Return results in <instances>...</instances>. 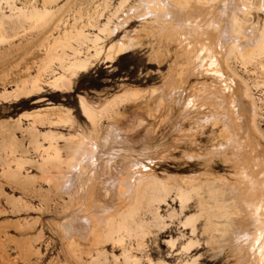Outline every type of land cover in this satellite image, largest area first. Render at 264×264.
Listing matches in <instances>:
<instances>
[{
    "label": "bare ground",
    "instance_id": "6f19581e",
    "mask_svg": "<svg viewBox=\"0 0 264 264\" xmlns=\"http://www.w3.org/2000/svg\"><path fill=\"white\" fill-rule=\"evenodd\" d=\"M58 1L26 0L17 6L14 0H0V44L19 36L26 26L46 28L60 10ZM108 4L104 1L101 9L94 5L81 26L64 27L56 36L49 30L36 74L12 91L3 90L0 99L17 102L45 88L67 93L96 62H112L142 49L152 64L169 61L163 84L150 91L159 92L155 113L163 111L172 121L171 146L197 144L196 137L206 128L211 146L203 154L183 152L188 166L200 165L202 172L168 174L170 178L163 179L154 165L173 155L157 153L166 146L155 139L156 130L145 117L132 116L122 124L108 121L99 133L97 117L117 115L112 107L118 97L96 102L80 95L79 108L91 127L68 136L45 131L41 136L46 145L39 143L43 163L56 164L60 175L57 179L53 174L58 181H47H54L56 196L65 198L54 225L66 255L78 264H106V249L111 246L114 264H169L155 262L153 253L145 252L144 240L152 237V227L161 232L168 226L156 210L173 193L182 210H189V201L197 199L196 214L181 222L183 230L189 231L183 251L189 253L199 245L201 232L216 258L226 254L232 264H264V138L255 124L251 88L235 69L236 64L246 70L263 61L264 0H120L100 23ZM119 32L122 35L116 38ZM137 92L123 90L120 98H132ZM66 113L74 124L70 110ZM56 114L20 116L31 118L30 128L36 131L37 125L68 122ZM21 159L15 161L16 169L22 166ZM218 166L224 173L215 172ZM150 213L155 222L148 221ZM126 239L130 245L135 243L130 249L125 248ZM175 241H167L171 250ZM116 248L121 250L119 255L114 253ZM133 249L140 257L131 254ZM198 259L184 264H196Z\"/></svg>",
    "mask_w": 264,
    "mask_h": 264
},
{
    "label": "rangeland",
    "instance_id": "374dc122",
    "mask_svg": "<svg viewBox=\"0 0 264 264\" xmlns=\"http://www.w3.org/2000/svg\"><path fill=\"white\" fill-rule=\"evenodd\" d=\"M25 1L14 0V3L17 6H22ZM104 1L107 0H73V2L70 0L71 3L68 0H59L56 8H60L61 11L58 10L59 13L55 11L53 22L51 20L46 28L41 27L38 30L35 27L26 26V30L20 33L19 36L8 38L7 42L1 43L0 93L3 90L12 91L17 85H22L27 77L36 74L37 65L44 56L42 55L44 54L43 45L46 43V37L51 31L53 36H56L58 31L64 27L69 28L73 24L81 26L86 22L87 16L93 12L95 6L99 5V9L104 6ZM119 1L108 0L110 9L108 7V10H104L103 16L101 19L99 18L100 23L105 22V15L107 17L110 14L109 10L111 11L114 6L116 7ZM4 4L1 3L4 11L8 12V8ZM58 18L60 19L58 20ZM79 18H82L81 21H79ZM58 21L63 22V24L60 23L59 29H54ZM41 30L51 31L46 32V34ZM90 30L96 33L95 29ZM121 35V32L117 33L116 38ZM43 40L44 43L41 42ZM147 54L148 52L145 50L136 49L114 58L112 62L98 61L87 72L77 77L72 90L67 93L45 88L43 93L17 102L0 99V264H78L76 260L66 255L65 245L61 242L56 225H54L58 221V213L65 203V198L61 199L56 196L54 181H47L50 178L56 179L58 177L57 179H59L60 175H58L59 171L56 164L48 163L46 165V163H43V148L39 146V143L46 145L41 136L45 131L46 133L51 131L68 136L70 134L76 135L81 127H91L89 120L79 108L80 95L96 102L104 101L106 98L111 100L118 97L120 99L117 98L112 107L117 115L109 116V113H101L97 117V121H99L97 130L99 133L102 132L108 121L122 124L131 119L132 116H134L132 119H135L137 115L138 117H145L150 123V128L152 125V128L156 130L155 139L166 146L165 148L162 147L161 150H157V153L169 151L172 153L171 156L173 155L170 159L157 162L154 165L156 173L161 178L169 179L177 174L185 176L194 173V171L195 173L203 171L200 165L195 168L194 166L189 167V163L183 157V152L205 153V149L211 146L210 129L206 128L201 135L196 137L195 143L197 144L171 146L174 136L173 132L171 134L172 130H170L172 121L166 117L163 111L155 113V111H158L156 110V103L159 92L156 91L151 94L152 89L163 84L169 61L158 66L148 62ZM262 60V64L250 65L246 70H243L237 64L235 69L237 74L251 88L256 105L255 124L264 138V58ZM34 62L35 65H33ZM26 67L29 70H26ZM126 89L138 90L140 94L137 92L134 97L125 98L126 101L122 102L124 98L121 99L120 97L123 95V90ZM142 89L144 92H141ZM67 110H70L74 124L67 120L69 118L66 113ZM38 112L50 113L52 116L60 113L56 116L60 118L64 115L65 118L62 116L61 119L68 122L51 126L37 125L35 131L30 128L31 118L21 117L20 115ZM32 134L38 135V139ZM36 139L38 140L37 144ZM198 139L201 141L199 142ZM59 144H62V142H59ZM136 148L139 149V146ZM17 159L23 160L20 169L15 167ZM214 169L215 172L220 173L224 170L221 166ZM168 174H170V177ZM57 179L56 181H58ZM188 205L190 206L189 210H182L178 198L173 193L166 199L165 204L161 205L156 211L163 216L168 226L162 229L161 232L154 227L151 228L153 231L152 237L144 240L145 252L149 255L152 252L151 258L155 262L162 260L169 264H184L196 256H199L196 264H232L233 261H227L229 257L226 254L216 258L214 251L202 239L201 232L198 233L200 246L194 247L189 253L182 250V246L187 243L189 231L183 230L181 222H184L188 215L196 214V197H193ZM146 217L148 221L155 222L152 213L147 214ZM198 231H200V226ZM182 233L187 234L182 238ZM170 238L176 240L173 250L167 243ZM133 244L135 243L131 242L132 246H134ZM131 245L126 239L125 248L130 249ZM112 251L111 246L106 249V264H114L111 257ZM114 253L119 255L121 253L120 248H116ZM131 254L140 257V252L136 249H133ZM84 260H86V257ZM84 263L88 264L86 261ZM118 264L122 263L118 262Z\"/></svg>",
    "mask_w": 264,
    "mask_h": 264
}]
</instances>
